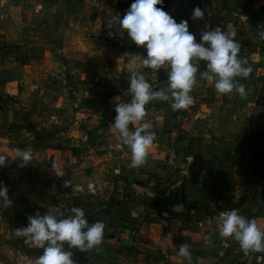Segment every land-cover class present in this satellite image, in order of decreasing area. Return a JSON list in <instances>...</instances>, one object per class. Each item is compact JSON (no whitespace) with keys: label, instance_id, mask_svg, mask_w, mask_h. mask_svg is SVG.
Segmentation results:
<instances>
[{"label":"crops","instance_id":"0c3cea01","mask_svg":"<svg viewBox=\"0 0 264 264\" xmlns=\"http://www.w3.org/2000/svg\"><path fill=\"white\" fill-rule=\"evenodd\" d=\"M169 1L163 3V9L177 22L186 20L194 34L206 24L208 28L220 26L222 31L236 33L234 38L241 42L239 55L252 68L249 77L237 78L248 95L241 98L235 91L217 92L200 79L199 72L205 70L206 62L199 61L197 80L190 93L194 101L187 109L173 111L169 102L152 100L145 105L144 119L129 125L134 130L148 123L149 130L155 133L146 163L130 168L131 152L116 138L111 123L116 115L115 98L121 102L131 99L125 64L131 57L139 61L145 49L135 45L112 17L123 15L132 0H0V40L13 27L11 32L38 51L45 50L48 43L61 44L67 56L71 54L68 50L82 48L83 61L66 60L75 66L67 72V85L86 88L89 98L109 96L107 107L84 106L74 111L78 120H73L71 129L77 139L59 150L48 149L49 173L56 181L84 183L92 179L97 185L96 195L86 199L82 195L74 199V206H69H80L89 224L98 220L105 224L104 239L91 252L97 258L92 264L129 260L131 264H187L177 252L180 244L187 242L185 233L191 212L235 208L246 218L255 219L264 230V40L258 36L259 31H264V0H213L212 5H204V0ZM195 7L204 11L203 19L190 18ZM107 21L112 22L111 29ZM25 28L31 35L23 40ZM109 30L114 33L112 37ZM58 33L61 35H55ZM76 67H82L81 71ZM140 70L153 90L167 86L166 70ZM1 73L2 70L3 78ZM42 79L35 78L33 87L46 94L48 88H43L47 85L42 84ZM12 83L15 80H0V95H8ZM16 83H22L20 77ZM13 109L0 103V154L7 157L5 163L15 160L17 145L13 141L19 132L27 131L16 127L15 123L26 121L24 116L17 117L20 112ZM169 150H173V158ZM53 162L57 170H64L63 176L55 174ZM19 193V188L8 190L12 203L7 207L0 199L2 252L8 250L7 239L11 237L4 235L11 224L6 209L17 207ZM168 195L175 201L167 209H157V199ZM33 208L40 212L37 203ZM196 219L199 225L204 222L197 216ZM205 237L209 234L202 239ZM233 245L243 258L249 257L247 264H264V253L245 255L238 242L234 240ZM191 254L192 264H197ZM204 255L199 259L203 260Z\"/></svg>","mask_w":264,"mask_h":264},{"label":"clouds","instance_id":"9594fccd","mask_svg":"<svg viewBox=\"0 0 264 264\" xmlns=\"http://www.w3.org/2000/svg\"><path fill=\"white\" fill-rule=\"evenodd\" d=\"M163 3L164 0H132L123 15L112 17L135 45L145 49L139 61L131 57L125 64L131 99L121 102L118 97L115 98L116 115L111 123L116 138L131 152L130 168H139L146 163L155 133L149 130L148 123L134 130H130L129 125L144 119L145 105L152 100L169 102L173 111L187 109L193 103L190 93L197 80L199 61L206 62L205 70L199 72L200 79L211 84L217 92L229 94L235 91L241 98L248 95L245 85L237 78L246 79L252 68L247 59L239 55L241 42L234 38L236 33L222 31L220 26L208 29L206 24L207 30L201 31L197 41L195 34L189 31L188 22L184 19L177 22L163 9ZM204 15L200 7H195L190 18L203 19ZM107 27H113L111 21H107ZM108 35L112 37L114 33L109 30ZM258 36L264 40V31H259ZM142 68L166 70L167 86L153 90L145 73L140 70ZM6 159L0 154V166L5 164ZM15 159L21 166L27 165L33 159L31 149H17ZM52 167L57 176L64 175V170H57L54 162ZM69 184L71 181L64 182L65 187ZM7 192V187L0 183V199L4 207L12 203ZM71 213L65 216L62 212L55 215L36 212L27 216L26 226L16 228V236L24 237L30 247L42 249L34 264H76L73 253L65 249V244L68 249L75 248L86 253L102 243L103 221L89 224L80 207H72ZM216 227L220 238L238 242L245 255L250 252L264 253V230L258 227L255 219L246 218L238 209L221 211ZM204 243L211 245L212 240L205 237ZM177 255L183 257L187 264H192L187 244H180Z\"/></svg>","mask_w":264,"mask_h":264},{"label":"rangeland","instance_id":"374dc122","mask_svg":"<svg viewBox=\"0 0 264 264\" xmlns=\"http://www.w3.org/2000/svg\"><path fill=\"white\" fill-rule=\"evenodd\" d=\"M167 1L169 0H164V2ZM173 1L179 2L180 0ZM212 1L204 0L203 4L212 5ZM169 2L172 3V1ZM30 9L34 10L33 7ZM11 29V31H14L13 27ZM10 30L8 29L6 32L4 30V39L0 40V70H2L1 74L4 76L3 78L0 77V80L2 83L15 80V83L11 84L8 95H0V103L8 108H14L15 111L18 110L20 115L17 113V117L22 116L23 118L24 116L26 123H15V125L18 130L24 128L27 131L24 133L19 132V136L13 141V144L21 150L30 148L33 159L24 166H21L16 159L0 166V183L10 191L15 188H19L21 191V193L16 194L19 197L17 207L6 209L7 214L11 216V221H8L11 224L7 226L8 229L5 228L4 235L8 233L11 237L7 239L9 240L8 250L7 247V251L2 252L0 250V264H13L16 251H20L30 258H36L41 254L42 249L30 247L28 243H25L24 237H18L15 234L16 228L27 225V216L35 214L37 208L34 209L33 207L36 203L41 207L39 212L41 215H55L61 212L65 216L72 214L69 206L75 205L74 200H69L62 195L55 197L49 193L51 188H58L61 191L67 190L70 184L65 187L62 181H56L54 177H51L48 149L53 147L54 150H59L61 147L66 146L65 144L77 139L76 133H73V129H71L73 120H78L75 119L74 111L84 107L85 100L89 98L87 91L84 90L86 88L75 87L73 89L67 85L69 78L67 72H71V67L74 68L75 66L67 64L66 60L74 59L75 63L76 61H83L80 53L82 48L68 50V53L71 54L67 56V50L61 44L56 46L51 44L50 46L48 43L45 50L38 51L35 48L26 46L20 35ZM28 35L31 34H28V29L25 28L23 40H26ZM55 35L59 36L61 34ZM1 36L2 34H0ZM72 55L74 57H71ZM75 69L79 72L82 67H76ZM19 77L22 80L21 84L16 83ZM37 77L38 79L43 77L42 84L47 85L43 88H48L46 94L54 92L53 95L48 96L44 91L34 89L33 86L36 84L35 78ZM56 95L60 96L61 99ZM56 99H59V102ZM28 108L32 109V112H28ZM24 110L26 111L21 113ZM40 158H42V161H40ZM94 195H85L84 199L87 198L86 196ZM34 196L37 199L36 201L33 199ZM81 202L79 203L81 204ZM188 211L191 212L192 210L189 209ZM218 211L220 210L191 212L185 234L187 236L186 244L189 246L190 252H193V260L197 261V264H247L249 257L243 258L237 252L233 245V239L228 238L226 240L227 244H224L218 237L215 227V216ZM196 216L204 220L202 225L196 223ZM207 233L212 240L211 245H206L204 239H202ZM1 243L0 249L2 248ZM65 249L73 253L76 264H92V262L97 261L95 260L96 257H92V250L83 253L75 248L68 249L67 244H65ZM203 254L206 255L203 259L205 261L199 259L200 255L203 256ZM210 254L211 256H209ZM131 263V260L121 262V264Z\"/></svg>","mask_w":264,"mask_h":264},{"label":"built area","instance_id":"2783aa9c","mask_svg":"<svg viewBox=\"0 0 264 264\" xmlns=\"http://www.w3.org/2000/svg\"><path fill=\"white\" fill-rule=\"evenodd\" d=\"M208 29H210V28H208ZM203 30H207V29L206 28L197 29V31L195 33L197 38L200 39V33ZM191 96H192L193 101H194L193 95H191ZM173 153H174L173 150H169L168 154H169L170 158H173ZM49 193L54 195L55 197L62 195L64 197L68 198L69 200H74V199H76L82 195H94V194H96L97 193V185L92 180H86L84 183H81L79 181H74L68 186L67 190L61 191L58 188H51ZM221 211H229V210L225 209V210L218 211L217 215L215 216V227H216V221H217L218 214ZM216 233L218 235L217 227H216ZM218 237H219V235H218ZM220 239L222 240V242L224 244H227L226 240L228 238H220ZM229 239H231V238H229ZM15 257L16 258H14L13 264H34V261L36 259V258L27 257L25 254H23L20 251H16Z\"/></svg>","mask_w":264,"mask_h":264},{"label":"trees","instance_id":"16d2710c","mask_svg":"<svg viewBox=\"0 0 264 264\" xmlns=\"http://www.w3.org/2000/svg\"><path fill=\"white\" fill-rule=\"evenodd\" d=\"M109 96L105 95L98 98H88L85 100L84 105L93 108L99 107H107L109 105L108 102ZM175 201V198L171 195H168L166 198H158L155 202V207L159 210L167 209L169 205H171Z\"/></svg>","mask_w":264,"mask_h":264}]
</instances>
